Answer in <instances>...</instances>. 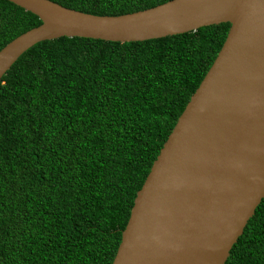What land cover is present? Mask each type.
<instances>
[{"label": "trees", "instance_id": "16d2710c", "mask_svg": "<svg viewBox=\"0 0 264 264\" xmlns=\"http://www.w3.org/2000/svg\"><path fill=\"white\" fill-rule=\"evenodd\" d=\"M118 16L169 0H48ZM40 24L0 0V49ZM228 23L142 42L36 43L0 79V264H111ZM224 264H264V198Z\"/></svg>", "mask_w": 264, "mask_h": 264}, {"label": "water", "instance_id": "95a60500", "mask_svg": "<svg viewBox=\"0 0 264 264\" xmlns=\"http://www.w3.org/2000/svg\"><path fill=\"white\" fill-rule=\"evenodd\" d=\"M5 1L40 24L0 49V79L42 41L142 42L229 24L135 193L111 262L224 264L264 198V0H169L118 16Z\"/></svg>", "mask_w": 264, "mask_h": 264}]
</instances>
